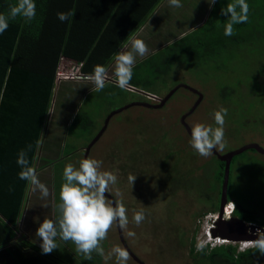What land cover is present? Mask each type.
Returning <instances> with one entry per match:
<instances>
[{"label":"rangeland","instance_id":"rangeland-1","mask_svg":"<svg viewBox=\"0 0 264 264\" xmlns=\"http://www.w3.org/2000/svg\"><path fill=\"white\" fill-rule=\"evenodd\" d=\"M209 2L210 0H194L195 7L191 5L193 10L187 12V16H199L204 8H211L212 4ZM228 3L229 0H219L220 7H216L215 15H212L219 24H224L221 9L226 8ZM168 7L176 8L170 4ZM170 13L176 15L174 10ZM206 31H201L199 35L202 38L205 35L206 40L216 39L217 34L222 33L213 23L206 25ZM175 48L184 57L169 61L168 74L158 71L159 79L150 91L159 99H163L181 84L198 91L202 95L201 101L184 119L190 129L197 123L215 127V111L221 107L226 108V144L223 150L218 147L214 149L217 154L251 143L264 149V50L259 53L255 47L241 44L239 52L235 50L233 53L226 46L213 56L208 54V57H202L203 48H197L195 57L186 54L185 47L181 45ZM154 75L151 73L150 77ZM109 83L115 84L112 81ZM222 89H226L225 97L220 95ZM140 93L106 84L102 91H92L82 99L81 109L89 115L93 125L85 133H82L81 127L77 128L75 133L66 138L63 136L56 143V156L49 165L50 170L37 176V180L47 186L49 195L42 197L39 188L34 185V197L28 204L26 200L22 209L21 219L26 209V220L25 228L21 227L19 239L23 235H33L35 242L41 244L34 227H39L46 217H59L56 205L60 202L59 191L64 182L65 166L71 163L78 168L81 160L91 157L103 162L102 171H110L117 177V182L110 185L107 194L115 201H122L128 210L129 223L122 228V232L134 256L144 264L192 263L191 255L200 250L197 248L198 243L208 240L203 232L205 227L214 228L216 219L213 216L217 212V208L213 212L210 210L211 206L205 198L214 197L215 194L213 162L210 156L202 157L191 147V137L181 123V117L195 106L198 96L178 88L163 107L155 109L133 106L125 109L111 118L100 139L94 142L112 113L137 102L153 106L160 103L159 99L142 93L141 90ZM78 95H81L80 92ZM58 97L59 101L56 100L54 108L56 113L65 106L62 95ZM53 113L52 110V116ZM42 152L44 153L41 148V155ZM234 158L228 174L232 199L245 210L262 215L264 156L247 150ZM130 176L136 177L133 183L129 180ZM141 209L145 213V219L137 225L133 216ZM256 227L264 228L261 225ZM129 232L135 235L129 236ZM208 245L212 247L213 244L207 242L204 245L207 246V251L212 249ZM227 245L234 247L236 252L246 250H238L241 247L239 243L227 242L223 246ZM115 246L124 248L117 224L112 226L107 238L101 242L103 256L94 251L92 259L88 260L76 251L74 243L64 242L59 238L57 249L47 256H51V260L58 264H118L115 255L109 258V253ZM126 264L139 263L129 255Z\"/></svg>","mask_w":264,"mask_h":264},{"label":"trees","instance_id":"trees-1","mask_svg":"<svg viewBox=\"0 0 264 264\" xmlns=\"http://www.w3.org/2000/svg\"><path fill=\"white\" fill-rule=\"evenodd\" d=\"M17 2L18 0H0V13L7 15L10 6ZM246 2L249 5L248 21L233 25L232 36L224 34L229 17L224 15L223 25L213 17L216 7H220L219 0H216L211 8H204L200 12L206 15L209 11L203 24L191 33H184L180 38L178 35L166 37V33H160L165 40L162 49L136 63L131 86L155 94L150 90L159 79L158 71L168 74L169 61L181 60L184 57L181 51L178 54L175 48L179 45L185 47L186 54L190 56H195L197 48H203L202 57H208V54L213 56L226 46L233 53L235 50L239 52L238 47L241 44L255 47L257 52L261 53L264 50V47H261L264 45V0ZM35 3L36 16L33 20L25 22L22 16H18L11 19L8 29L0 34V249L5 248L1 252L3 257L5 253H11L6 245L12 242L16 235V231L6 225V220L15 226L21 219L30 183V180L19 178L22 166L17 163L18 154L21 150L25 151L27 167L35 169L38 151L42 148L45 157L37 169L46 167L56 156V143L63 137L53 134L55 132L49 126L51 122L55 126L60 124V111L56 113L54 109L56 114L53 113L52 117L51 111L55 108L54 100L57 104L58 95H62L56 82L62 58L71 62L84 61L85 67L82 71L85 74H90L97 64L108 67L115 53L149 22L147 19L159 8H165V13L168 4L166 0H35ZM70 10H75L73 18L64 22L57 18V13ZM237 11L239 12V8ZM171 17L175 16H169ZM196 20L190 22V28L196 27ZM208 23L216 24L220 32L222 31L217 34L216 39L206 40L205 35L203 38L199 36L201 31H206ZM151 73L155 75L150 77ZM107 84L120 89L113 83ZM225 90L220 91L221 96L225 97ZM76 100L75 91L72 89L67 104L74 106ZM92 125L89 115L81 111L75 116L69 132L75 133L77 128L81 127L82 133H85ZM234 157L230 160L228 174ZM210 158L214 165L212 171L215 194L214 197L205 198L213 212L218 208L224 163L213 154ZM228 179L229 176L226 201L234 206L232 216L244 223L264 226V213L259 215L245 210L232 199ZM173 183L177 182L173 180ZM19 244L43 254L42 249L32 243ZM192 250L193 247L190 249L191 254ZM191 259V264H264V255L259 249L252 247L236 252L235 248L229 245L217 246L209 251L203 247L191 255Z\"/></svg>","mask_w":264,"mask_h":264},{"label":"clouds","instance_id":"clouds-1","mask_svg":"<svg viewBox=\"0 0 264 264\" xmlns=\"http://www.w3.org/2000/svg\"><path fill=\"white\" fill-rule=\"evenodd\" d=\"M215 2L216 0H210L209 3L214 4ZM169 4L176 8L182 7L181 0H169ZM237 8H239V12ZM221 12L223 15L229 17L224 34L232 36L234 34L233 25L248 21L249 5L246 0H235L234 3H228L226 8L221 9ZM74 15L75 10H70L66 13H57V18L61 22H64L73 18ZM18 16H22L25 22L33 20L36 16L35 0H18L15 5L10 6L7 15L0 13V34L8 29L9 21ZM150 51L144 39L133 37L130 41V46L126 45L115 53L114 65L111 69L97 64L90 74L82 75L79 79L91 82L94 85L92 91L96 92L102 91L106 84L112 81L122 90L128 89L140 93V89L129 88L131 86L133 68L137 62V57L144 58ZM142 92L154 96L155 99L158 98L155 94L147 93L146 91ZM227 112L228 110L223 107L215 111V127L202 123H197L192 127L191 147L200 156L208 157L212 154L213 149L218 147L220 150H223L225 147V117L227 116ZM17 163L22 166L19 178L30 180L39 188L42 197L46 198L49 195L48 188L37 180L35 170L27 167L28 160L25 151H20ZM102 163V161L89 157L81 160L78 168L71 163L65 166L63 170L64 182L61 184L59 191L60 202L56 205L59 217H46L36 231V236L42 241L40 247L43 254H50L56 250L57 238H59L64 242L71 241L74 243L76 251L83 254L88 260L92 259L94 251L103 256L104 250L101 247V242L107 238V234L112 226L119 224L121 228H124L129 223L128 210L124 203L108 199L107 195H105L109 191L110 185L117 182V177L110 171H102ZM135 179L136 177H129L132 183ZM224 207H229V217H233V204L227 202ZM223 214L222 218H225ZM133 219L137 225L143 222L145 219L143 209L136 211ZM209 230L203 232L205 239L208 240H205V243H198V249L202 250L207 242L213 244L212 247L208 245L210 248L225 244V242H217L223 240L212 237ZM128 235L134 236L135 234L129 232ZM257 236L259 237L258 239L248 241L246 244L259 249L260 253L264 255V231L258 230ZM239 245L241 247L238 250L249 248V246L242 248L241 242H239ZM112 255L116 256L118 264H126V261L129 259L127 250L119 246L113 247L111 253H109V258Z\"/></svg>","mask_w":264,"mask_h":264},{"label":"crops","instance_id":"crops-1","mask_svg":"<svg viewBox=\"0 0 264 264\" xmlns=\"http://www.w3.org/2000/svg\"><path fill=\"white\" fill-rule=\"evenodd\" d=\"M167 2H168V4H167L166 12L164 13L165 8L157 9L156 12H154L153 15H151L149 17V20H148L149 22H147L146 25L143 26L138 31V33H136L133 36V37H138V38L144 39V41L147 43L149 49L151 50L146 57H144V58L137 57V62L140 60L141 61L145 60L147 57H149V55H151V54L155 53L156 51L162 49V47H163L162 43L165 40L162 39L163 36L159 35L160 33H166L167 35L164 34V36H166V37H169L170 35H178V38H180L181 36L184 35V33H191V31H193V29L200 27L203 24V21L207 15V14L205 15V14L201 13L199 16H195V15H193V16L188 15L187 16V12L193 10V7H195L193 4L194 0H181L182 7H179V8L168 7L169 0H166V3ZM136 4H137V1H136ZM191 5H193V7H191ZM160 10H162L164 14H162ZM171 10H174L176 12V15L174 18H172V17L169 18V16H172V13H170ZM163 15H166V16H163ZM194 19H197L196 20V21H198L197 25H196V27L193 26V28L192 27L190 28V25H191L190 22H192ZM166 22H167V24H164ZM161 29H164L165 31H162ZM170 29H172V30H170ZM131 39L128 40V42H126V44H124L122 46V48H124L126 45L130 46ZM74 64L78 65L81 68V71L85 67L84 61H75ZM113 65H114V59L112 60V62L109 64L108 67L111 69L113 67ZM57 84H58V89H59L60 93L62 94L63 106H64V104H65V106L60 109V117L61 118H60V120H58L60 124L55 126L51 122L52 125L50 124L49 126L52 130H54L55 134L63 135L64 138H66L70 134L69 130H70V127L75 120V116H77V114L79 112H81V111L83 112V109H81L82 99H84L87 94L92 92L94 85L88 81H63V82L61 81L60 83L57 82ZM89 84L91 85V87H89ZM68 88H71L70 91L73 89L75 91L76 98H78V100L75 101L74 106L73 105L69 106L67 104L68 103V96L70 94V91H68ZM64 89H66V90H64ZM79 92L81 94L80 96L78 95ZM54 104H55V100H54ZM52 110H53L54 114H56L54 111V108ZM51 117H52V115H51ZM51 120H52V118H51ZM40 150H41V148L38 151V158H37V161L35 164L36 168L34 169L36 178L39 174L41 175L43 173H46L48 170H50V167H51L49 165H46V167L37 169L40 166V162H41L42 158L45 157L44 156L45 154L43 152H42V155L40 154ZM33 188H34V184L30 181V183L28 185V190H27V192H28L27 204L29 203V200H32V198L34 197L35 190H33ZM25 204H26V202L24 203V205ZM24 205H23V207H24ZM23 207H22V209H23ZM25 220H26V209H25L23 219L18 220L17 224L15 226H13L11 223L8 222V220H6L7 221L6 225L13 228L16 231V235L13 238L12 242H10L9 244L6 245L7 248L11 250V253H8V254L5 253L4 257H3L1 255V252L5 248L3 247L0 249V264H58L56 261L51 260V256H49V255L48 256L42 255V254L34 251L30 247H26L25 245L20 246L19 243H21V242L25 243V244L26 243H32L41 249L40 244L35 242V240L33 239V235L30 236L27 234V232H26L27 237L25 235H23L22 238L19 239V233L21 232V227L24 226V228H25V224H24ZM36 229H38V226L34 227V230H36ZM38 240L40 241V239H38ZM26 257H28V259H25V260L22 259V258H26Z\"/></svg>","mask_w":264,"mask_h":264},{"label":"water","instance_id":"water-1","mask_svg":"<svg viewBox=\"0 0 264 264\" xmlns=\"http://www.w3.org/2000/svg\"><path fill=\"white\" fill-rule=\"evenodd\" d=\"M129 88H131V87H129ZM178 88L186 89V90L190 91L191 93H194L198 96V100H197L195 106L186 115L181 117V123L185 127L188 135L191 137V129L185 123L184 119L194 111L196 106L200 103L202 95L198 91L190 88L189 86L181 84L176 89L172 90L171 93L167 94L163 99L156 98V99H159V102H160L156 106H153L152 104L145 103V102H137V103H133V104L117 111V112L112 113L108 117V119L106 120L105 127L102 129V131L99 133V135L95 138L94 142H96L100 139L101 135L106 130V126L110 122V119L114 115H116L117 113H120L121 111L128 109L130 107H133V106H143V107H147V108L152 107L155 109L162 107L169 100V98L172 96V94ZM137 91H139V90H137ZM149 96H151V95H149ZM151 97H154V96H151ZM94 142L91 143V147L94 145ZM246 150H253L257 154L264 156V149H262L261 147H259L258 145L254 144V143L246 144V145H244L238 149L226 152V153L221 154V155L217 154V152L214 149L212 152V154L215 155V157L219 161H222L224 163V167H223V176H222V181H221L220 191H219V203H218V208H217V212H216V221L214 223V228L210 229L209 233L212 237H217L223 241H229L231 243L254 241V240L259 238L257 236V231L258 230L264 231L263 228H260V227L258 228L251 223H244L243 221H241L238 218L231 217L227 220L222 219L223 207L227 203V201H226V186H227V178H228V166H229L230 160L233 156H236V155H238V154H240ZM105 195H107V197L111 198V200L115 201L109 194L106 193ZM113 206H115V205H113ZM117 225H118L120 238H121V241L123 243L124 248L127 250L129 255L133 258V260H135L139 264H144L139 259H137L134 256V254L131 252V249L129 248L128 244L126 243V241L123 237L122 228L119 226V224H117ZM253 235L255 237H253Z\"/></svg>","mask_w":264,"mask_h":264},{"label":"built area","instance_id":"built-area-1","mask_svg":"<svg viewBox=\"0 0 264 264\" xmlns=\"http://www.w3.org/2000/svg\"><path fill=\"white\" fill-rule=\"evenodd\" d=\"M82 75H86V74H84L81 71V68L78 65L74 64V62H71L67 59L62 58L58 72H57L56 81L58 83L63 81V80L84 81V80L79 79V77ZM226 209H227V207H224L223 211H225ZM215 216H213V219H215ZM225 216L228 217L229 213H227ZM211 227H213V226H211ZM209 229H211V228L206 227L205 231L206 230L208 231Z\"/></svg>","mask_w":264,"mask_h":264},{"label":"bare ground","instance_id":"bare-ground-1","mask_svg":"<svg viewBox=\"0 0 264 264\" xmlns=\"http://www.w3.org/2000/svg\"><path fill=\"white\" fill-rule=\"evenodd\" d=\"M229 210V207H227V209L223 212L224 214L223 215H226L227 213H229L230 211H228ZM230 217L228 216H225V218H224V220H227V219H229ZM253 237H255L254 235H253ZM217 242H229V241H217ZM242 243V248H245V247H248L249 245H247L246 244V242H241Z\"/></svg>","mask_w":264,"mask_h":264},{"label":"flooded vegetation","instance_id":"flooded-vegetation-1","mask_svg":"<svg viewBox=\"0 0 264 264\" xmlns=\"http://www.w3.org/2000/svg\"><path fill=\"white\" fill-rule=\"evenodd\" d=\"M193 94H194V93H193ZM195 95H196V94H195ZM196 96H197V95H196ZM113 117H114V116H113ZM110 120H111V119H110ZM104 127H105V126H104ZM104 127H103V128H104ZM262 149H263V148H262Z\"/></svg>","mask_w":264,"mask_h":264}]
</instances>
